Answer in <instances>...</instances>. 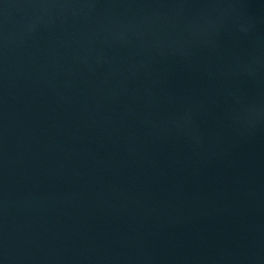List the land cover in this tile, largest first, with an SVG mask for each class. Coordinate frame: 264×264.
<instances>
[{
    "label": "water",
    "instance_id": "obj_1",
    "mask_svg": "<svg viewBox=\"0 0 264 264\" xmlns=\"http://www.w3.org/2000/svg\"><path fill=\"white\" fill-rule=\"evenodd\" d=\"M0 264H264V0H0Z\"/></svg>",
    "mask_w": 264,
    "mask_h": 264
}]
</instances>
